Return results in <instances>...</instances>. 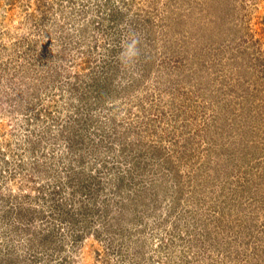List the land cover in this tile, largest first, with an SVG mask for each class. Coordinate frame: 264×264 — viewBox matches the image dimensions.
Wrapping results in <instances>:
<instances>
[{
  "label": "rangeland",
  "instance_id": "1",
  "mask_svg": "<svg viewBox=\"0 0 264 264\" xmlns=\"http://www.w3.org/2000/svg\"><path fill=\"white\" fill-rule=\"evenodd\" d=\"M0 264H264V0H0Z\"/></svg>",
  "mask_w": 264,
  "mask_h": 264
},
{
  "label": "clouds",
  "instance_id": "2",
  "mask_svg": "<svg viewBox=\"0 0 264 264\" xmlns=\"http://www.w3.org/2000/svg\"><path fill=\"white\" fill-rule=\"evenodd\" d=\"M136 44H137L136 40H133L130 44H128L123 55H125L128 58L137 55Z\"/></svg>",
  "mask_w": 264,
  "mask_h": 264
}]
</instances>
